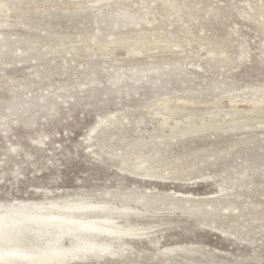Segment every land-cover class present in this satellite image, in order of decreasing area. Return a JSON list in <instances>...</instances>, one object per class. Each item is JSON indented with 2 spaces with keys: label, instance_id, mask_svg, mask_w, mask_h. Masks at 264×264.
<instances>
[{
  "label": "rangeland",
  "instance_id": "obj_1",
  "mask_svg": "<svg viewBox=\"0 0 264 264\" xmlns=\"http://www.w3.org/2000/svg\"><path fill=\"white\" fill-rule=\"evenodd\" d=\"M170 1L0 0L4 211L112 196L155 203L118 221L144 231L114 240V253L76 250L54 264H264V104L252 97L264 90V0ZM118 11L145 20L116 23ZM188 125L208 129L169 137ZM151 136L169 138L139 146ZM146 153L165 179L131 174ZM38 228L11 235L43 248ZM74 242L66 233L60 245Z\"/></svg>",
  "mask_w": 264,
  "mask_h": 264
},
{
  "label": "bare ground",
  "instance_id": "obj_2",
  "mask_svg": "<svg viewBox=\"0 0 264 264\" xmlns=\"http://www.w3.org/2000/svg\"><path fill=\"white\" fill-rule=\"evenodd\" d=\"M164 1H165L166 5H168L171 8L173 7V4H172V2L170 0H164ZM105 3H107V2H105ZM111 5H112V3H111ZM79 10H80V8H79ZM118 12H120V11H118ZM133 14L130 15V13L128 14L127 12L126 13H124V12L121 13L120 12L117 15L114 14V18H111V19H115L116 23L121 22L123 24L125 23L126 25L135 24V25H138V27H139L140 22L144 21L145 18L143 19V18H141V16L140 17H136L137 14L135 16H133ZM112 16H113V14H112ZM109 20H110V18H109ZM147 21L148 20H146V22ZM149 25H151V24H149ZM0 26H1V24H0ZM125 27L126 26H124V28ZM140 27H141V25H140ZM115 29H116V27H115ZM135 34H137V33H135ZM114 36H115V34H114ZM122 36L124 37V35H122ZM130 36H132V35H130ZM137 37H139V36H137ZM167 37H169V36H167ZM121 38L122 37H120V39ZM120 39H119V41H120ZM143 39H144V37H143ZM1 40H3V39H1ZM116 40H114V42L115 43H117V42L119 43V41L118 40L116 41ZM171 40H172V38H171ZM132 41H134V40H132ZM166 42H168V41H166ZM26 43H27V41H26ZM137 43H138V41H137ZM73 44H71V45H73ZM77 44H78V42H77ZM66 45H68V44H66ZM80 45L83 46L82 44H80ZM134 45H137V44H134ZM174 46H175V44H174ZM135 47H137V46H135ZM6 48H8V46ZM59 50H60V48H59ZM8 51H9V49H8ZM133 52L141 53L142 50H140V48H137V49H134ZM208 52L209 51H207V53ZM25 53L26 52H24V54ZM209 53H211V52H209ZM3 54H4V52H3ZM27 55H29V54H27ZM262 91L263 92H261V89H257L256 91H254L252 93L253 99L257 98V95L259 94V92L261 94V97L259 98V100H257V101L253 100L254 101L253 102L254 106H257V105H260V104H264V90L262 89ZM229 97H227V98L229 99ZM178 101H181V100H178ZM250 101L249 102L252 103V100H250ZM186 102H187V100H186ZM189 102H187V103H189ZM164 103H167V101L166 102L164 101ZM217 109H218V107H217ZM160 110H162V109H160ZM253 110H254V108H253ZM180 112H182V111H180ZM172 113H173L172 115H175L174 112H172ZM178 113H179V111H178ZM165 114H167V113H165ZM235 114H236V112H235ZM216 115H214V116H216ZM229 115L230 116L234 115V113L233 114H229ZM213 118H215V117H213ZM213 118H211V119H213ZM168 119H169V117L163 122L162 126H166L165 124H166V121L168 122ZM233 119H234V117H233ZM189 122H191V120ZM176 123L174 122V124H176ZM118 124H119V122H118ZM112 125H114V123ZM247 128H248V126H247ZM207 129H208V127H202V128H199V129H194L190 125H188L187 127H184V128L175 127V128H171L170 129V136L169 137H171V136L175 137V136H178L179 134L190 133V132H194V131L195 132L203 131V130H207ZM169 137L168 136H159V137H152L151 136L150 140L148 142L142 143L139 146L140 147H144V148L150 147V146L155 145L157 141H161V140H163L165 138H169ZM142 139H144V138H142ZM100 146L102 147V145H100ZM109 149H111V148L109 147ZM126 149H127V146H126ZM118 152H116V153H118ZM114 153L115 152H113V154ZM147 154H149V153L142 154V155H137L135 157H132L134 159H133V163L131 162L132 164L130 165L131 169H132L131 170V174L132 175H136L138 177L139 176L145 177L146 179L148 178V179H151V180L152 179H165L163 177V175H166V174H163V171H162V169H161V167L159 165H156V164H159L161 162V160H158V158L155 157L156 155L153 157V156H149L150 154L147 156ZM132 156H133V154H132ZM118 158H119V156H118ZM122 159H123L122 160L123 164H128L127 161L130 158H122ZM169 174L177 175L178 174V170H176V171L172 170V172L170 171V173H167V175H169ZM148 194H150V193H148ZM177 194H179V193H177ZM179 196H180V194H179ZM182 196H184V195H182ZM182 196H180V197H182ZM154 200H156V198ZM165 200H166V198H165ZM159 201L160 200H158V202ZM185 203H186V201H185ZM179 204H180V202H179ZM7 209H9V208H7ZM152 209H154V210H152ZM151 210L152 211L156 210L155 209V203L153 201H149L146 198H141V197L140 198H130L128 196L127 197H124V196H112V197H110V199L108 201H102V202H89L87 199H82V200L69 202V203H66V204H58L56 202H50L49 204L48 203L47 204H24L23 203L19 207L17 206L16 208L11 209L9 212L4 211V206H3V204L0 203V263L11 264V263H17V262L25 261L26 262L25 264H38V263L39 264H54L55 260L62 259V258H64V256H66V257L67 256L77 257L76 253H75V255L72 254L76 250L77 251H85V252L87 251L88 253H89V251L93 252V253L98 252V251H102V252H106V253L107 252L114 253V248H113V244H112L114 242V240L118 241L119 239L132 238V237L136 236L135 232L138 233L140 231L141 232L144 231V230H141V229L140 230L137 229L136 226H135L136 224L131 223L129 221H127V223L124 224V225H126L125 227L121 226V225H123V223L122 222H118V221L121 218H125V219L129 220V218H131V217L140 216V215H144L146 213H150ZM22 225H25V228H27V225H38V226L42 227V228H38L40 230V233H41L40 234L41 237L38 240L41 241V243H44L45 246L43 248H33L36 245L31 247L29 245H26V244L22 243V241L18 237V235L16 237H13L11 234L12 233L14 234L15 231L18 232V228H21ZM66 233L67 234L68 233L71 234L72 236H74V239H75L74 245L70 249L69 248L66 249L62 245H60L61 238ZM47 234L50 235V236L48 235L49 239L44 238ZM100 236L109 237L112 242L110 241V242H107V243H99L98 239H100L99 238ZM20 242H21V244H19ZM103 242H105V240ZM173 251H174V249H166L165 252L166 253H172Z\"/></svg>",
  "mask_w": 264,
  "mask_h": 264
}]
</instances>
